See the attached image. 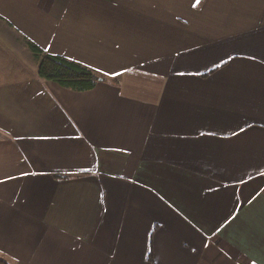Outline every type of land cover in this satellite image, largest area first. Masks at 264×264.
Instances as JSON below:
<instances>
[{
	"label": "crops",
	"instance_id": "0c3cea01",
	"mask_svg": "<svg viewBox=\"0 0 264 264\" xmlns=\"http://www.w3.org/2000/svg\"><path fill=\"white\" fill-rule=\"evenodd\" d=\"M0 260L264 264V0H0Z\"/></svg>",
	"mask_w": 264,
	"mask_h": 264
},
{
	"label": "trees",
	"instance_id": "16d2710c",
	"mask_svg": "<svg viewBox=\"0 0 264 264\" xmlns=\"http://www.w3.org/2000/svg\"><path fill=\"white\" fill-rule=\"evenodd\" d=\"M29 49L39 60V75L45 80L53 81L62 87L74 91H89L95 88L97 82L102 77L92 68L66 58L62 55L45 53L33 41L27 42ZM103 79H106L102 77ZM0 264H8L5 260H0Z\"/></svg>",
	"mask_w": 264,
	"mask_h": 264
},
{
	"label": "snow or ice",
	"instance_id": "6c2138e0",
	"mask_svg": "<svg viewBox=\"0 0 264 264\" xmlns=\"http://www.w3.org/2000/svg\"><path fill=\"white\" fill-rule=\"evenodd\" d=\"M200 3V0H196V5H198Z\"/></svg>",
	"mask_w": 264,
	"mask_h": 264
}]
</instances>
